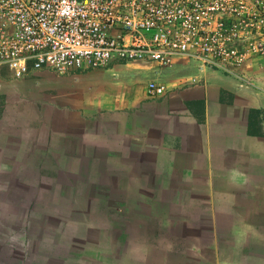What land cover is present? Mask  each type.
I'll use <instances>...</instances> for the list:
<instances>
[{
  "label": "crops",
  "instance_id": "obj_1",
  "mask_svg": "<svg viewBox=\"0 0 264 264\" xmlns=\"http://www.w3.org/2000/svg\"><path fill=\"white\" fill-rule=\"evenodd\" d=\"M142 64L0 66V264H264V56Z\"/></svg>",
  "mask_w": 264,
  "mask_h": 264
},
{
  "label": "built area",
  "instance_id": "obj_2",
  "mask_svg": "<svg viewBox=\"0 0 264 264\" xmlns=\"http://www.w3.org/2000/svg\"><path fill=\"white\" fill-rule=\"evenodd\" d=\"M263 50L264 0H0V66L17 78L178 59L237 77Z\"/></svg>",
  "mask_w": 264,
  "mask_h": 264
},
{
  "label": "rangeland",
  "instance_id": "obj_3",
  "mask_svg": "<svg viewBox=\"0 0 264 264\" xmlns=\"http://www.w3.org/2000/svg\"><path fill=\"white\" fill-rule=\"evenodd\" d=\"M261 56H264V50H263V54ZM260 54L258 53H252L250 55V60H253L257 57H261ZM248 59V61H249ZM248 61L246 63H248ZM130 64H134L133 66L127 67V68H123L121 70L118 71H102L101 78H100V83L99 86H108V85H114L115 83H113V81L116 80H124V82H130V83H136V82H145V80L147 79L148 75L146 74V69L144 67V64H142V62H128ZM245 63V64H246ZM138 64V65H135ZM245 64H243L242 66H239L238 69V74L241 75H245L248 82H252L253 76L249 75V72L244 70V66ZM246 67V66H245ZM103 68V69H107ZM36 72H47V73H51L53 75H57V73L50 71V70H39ZM70 72H85V71H80V70H72ZM113 80V81H112Z\"/></svg>",
  "mask_w": 264,
  "mask_h": 264
}]
</instances>
